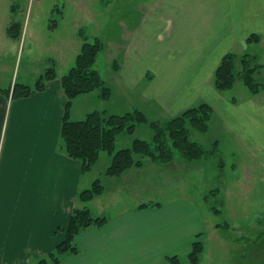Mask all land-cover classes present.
Returning a JSON list of instances; mask_svg holds the SVG:
<instances>
[{
    "label": "crops",
    "instance_id": "1",
    "mask_svg": "<svg viewBox=\"0 0 264 264\" xmlns=\"http://www.w3.org/2000/svg\"><path fill=\"white\" fill-rule=\"evenodd\" d=\"M147 2L139 6L134 28L125 23L123 63L114 72L126 85L120 88L126 96L115 108L112 89L110 113L139 109L150 119L167 120L209 104L214 110L208 132L212 143L232 142L244 152L256 174L251 185L264 192V101L245 97L234 103L213 85L215 71L226 54L236 50L252 53L264 46V0ZM0 10V264H37L64 240L73 211L83 207L79 194L92 178L91 173L84 174L81 161L68 156L61 134L67 104L61 79L70 69L62 68V61L53 62L49 48L41 59L34 60L29 54L28 64L43 65L35 71V81L22 83L32 88L31 93L14 97L11 74L18 58L7 61L5 51H13L19 39L8 37L13 18L8 10ZM254 34L261 37L260 42L248 44ZM81 45L76 46L78 53ZM52 49L59 50L55 45ZM78 53L74 52L75 61ZM52 66L56 77L42 90L36 89L37 80ZM2 71L7 72L8 80L2 79ZM143 81L144 88H136ZM128 93L137 98L130 99ZM85 95L92 96L87 98L91 104L83 119L95 108L91 101L97 99L92 93ZM106 105L101 110L108 111ZM123 136H118L116 150L131 147L140 138L138 134L128 139ZM101 154L111 163L110 154ZM206 162L187 161L177 154L169 163L144 159L140 167L107 177L110 187L105 186L96 208L99 214L110 210L108 223L80 234L76 240L79 254L60 264H171V257L186 258L198 235L208 234L210 228L206 196L217 178L214 180ZM166 171L172 191L167 199H159L156 196L163 185L157 188L159 173ZM242 186L246 187L243 181ZM146 204L159 205L142 207ZM251 209L252 221L263 225L264 200Z\"/></svg>",
    "mask_w": 264,
    "mask_h": 264
},
{
    "label": "rangeland",
    "instance_id": "2",
    "mask_svg": "<svg viewBox=\"0 0 264 264\" xmlns=\"http://www.w3.org/2000/svg\"><path fill=\"white\" fill-rule=\"evenodd\" d=\"M145 1H148L146 3L148 5L154 4V0H0V9L8 10L10 19L13 18L12 21L20 23L22 27V35L16 44V48L13 51H5V54H9L7 61L11 62V60L18 58V66L14 74L13 72L11 74L14 85H22L23 81L28 83L35 81V71L43 63L33 64L32 67L31 64H28V55H34V60L41 59V56L48 52L47 48H49L51 58L54 59L53 62L60 64L62 61V68L66 66V70L71 69L75 65L74 52L77 51L78 53L76 46L84 41L81 36L83 33L89 41L96 37L104 40L105 49L100 53L95 67L100 71L106 85L111 89L114 88L116 104L114 107L121 106L126 92H122L120 88L127 87L122 83V80H118V75H115L114 69L117 70L118 66L116 65L123 63V43H125L123 39L125 28H127L125 23H129L132 28L137 25L141 11L139 6L145 4ZM12 6H15V12H12ZM0 16H3L1 10ZM53 45L58 47L57 52L53 49L50 51ZM234 53L239 57L249 54V52L239 50L234 51ZM257 53L262 54L258 58L259 63H264V46L256 47L250 54L257 55ZM72 61H74L73 65H70L69 63ZM1 73L3 74L2 79L8 80L7 72L2 71ZM261 82L264 84V77ZM144 86L145 82L143 81L136 88H144ZM8 90L11 89L8 88ZM92 94L97 99L91 101L95 108H91L90 111H104L101 110V107L106 103L110 113V100H101L97 92ZM128 94L132 100L137 98V94ZM88 96L79 97L74 101L73 119L74 117L77 120L83 119L85 110L90 108L91 104L90 100L87 99L90 98ZM226 96H236L239 101L245 97V99L250 98L248 91L241 82L236 83ZM255 98L258 101H264V93H260ZM150 117L153 116L150 115ZM147 118L151 122L159 121L155 118ZM167 120L160 119V121ZM136 134L140 136V139L149 142L153 137V132L147 125L140 126ZM130 136L125 134L123 137L132 138ZM212 138L209 133L202 134L194 130H191L190 133L192 141L199 142L209 151L214 147ZM123 140L120 141V144ZM219 154H221L225 164L221 178L218 161L213 157L205 159L208 161L206 163L210 164L211 172L214 174V180L217 178V183L216 181L211 182L215 188L206 196L209 201V203L206 201V204L210 208L208 234L202 233L197 237V240L204 243V252L200 264H264V224L251 219L253 216L251 207L255 208L259 204L262 205V199L264 200L262 189L254 188L251 185V182L256 178V174L253 172V164L244 152H240L233 146L232 142H224L220 146ZM109 166L110 162L105 155L101 154L90 172L92 180L89 187L98 179L102 181L103 186L110 187V179H107L106 176ZM159 174V186L157 188L161 184L163 185L159 188V194L156 197L167 199L172 191V186L167 185L170 174L167 171ZM242 181L246 186L244 188H242ZM101 196L90 201L86 207L90 209L94 217H105L108 220L110 218L109 209L106 208L101 214L97 213L96 201ZM216 208L219 213H215ZM260 220L264 222V216H260ZM225 223H228L230 227L226 232L225 228L221 227ZM183 259L180 258L181 261L187 262L188 256ZM188 264L190 263L188 262Z\"/></svg>",
    "mask_w": 264,
    "mask_h": 264
},
{
    "label": "trees",
    "instance_id": "3",
    "mask_svg": "<svg viewBox=\"0 0 264 264\" xmlns=\"http://www.w3.org/2000/svg\"><path fill=\"white\" fill-rule=\"evenodd\" d=\"M12 12H15V6H12ZM21 35V24L13 21L8 28V36L19 39ZM81 36L84 41L76 57L75 65L61 79L67 98L61 134L68 156L82 162L84 174L92 171L102 152L112 156L106 171L107 177H119L132 167H140L144 159L157 163H169L179 154L187 161L215 158L220 166L221 178L225 164L219 154V142L214 143L213 149L209 151L190 139L191 130L206 134L211 129L214 110L207 103L189 108L167 121L151 122L139 109H133L125 114H111L107 110L94 111L80 121L70 118L72 102L77 97L97 92L101 100L109 101L113 95L112 89L106 85L100 71L95 67L100 53L105 49L104 40L96 37L89 41L83 33ZM260 40L261 37L254 34L247 39V43H258ZM55 77L56 69L52 66L37 80L36 89L42 90L46 82ZM263 77L264 64L259 63L257 55L249 53L239 57L236 53L230 52L224 56L215 71L213 85L219 93L227 95L236 83L241 82L248 91L249 97H255L264 91V84L261 82ZM31 89L30 86L15 84L12 95L26 97L31 93ZM230 98L234 103L239 101L236 96H230ZM142 125L151 128L153 132L151 142L135 138L131 147L116 150L118 136L125 134L133 136ZM104 190L105 186L98 179L91 187L79 194V201L83 207L73 211L68 227L64 230V240L54 252L37 264H60L64 259L79 254L80 250L76 243L78 236L89 228L95 226L102 228L108 223L107 218L94 217L90 209L86 207L90 201L101 196ZM206 201L209 203L208 199ZM155 205L159 204H146L142 207ZM216 209L215 213H219L220 207ZM221 227L225 228V232L230 228L228 223ZM203 252V241L196 240L188 254V262L200 264ZM169 261L171 264H182L178 256L169 258Z\"/></svg>",
    "mask_w": 264,
    "mask_h": 264
}]
</instances>
